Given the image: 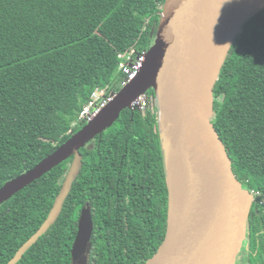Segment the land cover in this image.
<instances>
[{
    "label": "trees",
    "instance_id": "16d2710c",
    "mask_svg": "<svg viewBox=\"0 0 264 264\" xmlns=\"http://www.w3.org/2000/svg\"><path fill=\"white\" fill-rule=\"evenodd\" d=\"M164 2L0 0V188L86 125L78 117L95 89L119 91L122 56L150 50ZM155 108L124 110L81 149L83 165L59 218L17 264H73L85 207L93 221L86 264H143L158 251L168 187ZM214 111L237 180L258 192L247 224L254 239L249 264H264V10L232 45L214 89ZM72 161L0 206V264L45 222Z\"/></svg>",
    "mask_w": 264,
    "mask_h": 264
},
{
    "label": "water",
    "instance_id": "95a60500",
    "mask_svg": "<svg viewBox=\"0 0 264 264\" xmlns=\"http://www.w3.org/2000/svg\"><path fill=\"white\" fill-rule=\"evenodd\" d=\"M262 10L264 0H165L154 44L136 79L52 154L0 188L1 206L73 158L47 219L8 264H17L56 223L80 174L81 149L151 89L164 153L168 221L163 243L143 264H236L254 198L237 180L214 127V89L234 41ZM92 235V216L85 207L73 264L87 263Z\"/></svg>",
    "mask_w": 264,
    "mask_h": 264
},
{
    "label": "built area",
    "instance_id": "2783aa9c",
    "mask_svg": "<svg viewBox=\"0 0 264 264\" xmlns=\"http://www.w3.org/2000/svg\"><path fill=\"white\" fill-rule=\"evenodd\" d=\"M146 56L147 51L138 52L135 49L122 56L118 67V72L122 75L121 88L136 79L144 66ZM116 94V91L110 90L108 87L95 89L91 95V99L79 114L78 121L85 122L86 124L93 121L114 100ZM152 101L150 92L140 95L132 103V110L145 112L150 107V104L153 103ZM251 193L253 198L254 195H258V192L252 191Z\"/></svg>",
    "mask_w": 264,
    "mask_h": 264
},
{
    "label": "flooded vegetation",
    "instance_id": "af4514ba",
    "mask_svg": "<svg viewBox=\"0 0 264 264\" xmlns=\"http://www.w3.org/2000/svg\"><path fill=\"white\" fill-rule=\"evenodd\" d=\"M149 92H153V89L149 90ZM253 238L251 237V235L247 236V243L244 245V247L242 248L238 258H237V262L236 264H249L250 258L252 256V249H253ZM252 240V242H250Z\"/></svg>",
    "mask_w": 264,
    "mask_h": 264
},
{
    "label": "rangeland",
    "instance_id": "374dc122",
    "mask_svg": "<svg viewBox=\"0 0 264 264\" xmlns=\"http://www.w3.org/2000/svg\"><path fill=\"white\" fill-rule=\"evenodd\" d=\"M120 85H121V83H120ZM109 88V87H108ZM110 89V88H109ZM121 89V87H119V90ZM111 90V89H110ZM117 92V91H116ZM153 96H155V94H153L152 92H150V98L153 100L152 102H155V97H153ZM150 103V102H149ZM152 104V103H151ZM153 105H154V103H153ZM155 110H156V114H157V116H158V111H157V108H155ZM250 192H252V191H250ZM252 194V193H251ZM253 240V239H252ZM252 240L250 241V242H252ZM74 264H83V263H80V261H78V262H75Z\"/></svg>",
    "mask_w": 264,
    "mask_h": 264
}]
</instances>
